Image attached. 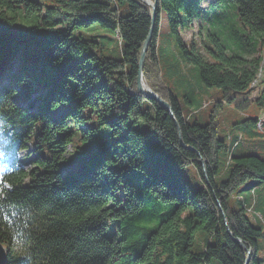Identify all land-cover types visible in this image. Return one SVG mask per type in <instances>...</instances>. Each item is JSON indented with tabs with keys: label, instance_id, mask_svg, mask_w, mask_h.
Instances as JSON below:
<instances>
[{
	"label": "trees",
	"instance_id": "1",
	"mask_svg": "<svg viewBox=\"0 0 264 264\" xmlns=\"http://www.w3.org/2000/svg\"><path fill=\"white\" fill-rule=\"evenodd\" d=\"M203 1L158 0L143 72L169 109L138 86L153 26L146 1L0 0V79L9 80L0 92V124L13 131L12 147L32 157L24 169L7 154L1 167L7 264H114L125 253L133 264H247L249 249L248 264H264V229L249 217L264 221L259 187L238 193L264 181V157L236 152L243 133L229 135V152L219 116L225 103L264 109V0H228L239 5L246 32L232 53L211 34L217 47H207L208 57L183 37L214 3L204 9ZM164 17L183 61L196 66L202 84L222 90L221 99L199 102L213 103L205 124L185 114L163 75ZM97 27L115 33L120 57L105 53ZM193 87L182 86L191 105ZM250 122L264 133L260 117L247 115L243 123ZM223 152L228 173L219 180ZM71 159L77 168L65 171ZM189 164L202 188L194 190L182 173Z\"/></svg>",
	"mask_w": 264,
	"mask_h": 264
},
{
	"label": "rangeland",
	"instance_id": "2",
	"mask_svg": "<svg viewBox=\"0 0 264 264\" xmlns=\"http://www.w3.org/2000/svg\"><path fill=\"white\" fill-rule=\"evenodd\" d=\"M145 1V0H144ZM217 0H204L202 2L204 10L203 14L198 21L193 25V28L188 29L183 32L184 39L188 44L196 43L198 51L204 56L208 57L207 47L216 48V42L214 41L211 34H216L220 37L223 45L227 48L228 53L236 51L237 45H239V35L246 32V28L243 22L240 20L239 16V5L234 2H229L228 0L222 1L220 6L217 7ZM152 2V0H149ZM201 27L203 28V36L199 39V32H201ZM94 34L102 36L104 46L106 47V54L113 55L116 57L121 56V45L117 39L115 33L109 29L103 27H97ZM195 39V41L193 40ZM162 43L166 48V53L162 59V70L165 76L168 86H170L174 91H179L183 102L185 114L192 116V119H197L199 122L205 124L209 121V115L213 107V103L208 105V107H200L199 102L204 100L206 104L214 102L215 100L221 99L222 90L218 87H207L200 82L199 72L196 66L187 64L183 61L180 49L177 47L174 37L170 34L167 26L166 17H164L162 23ZM264 64V62H263ZM175 75H174V74ZM263 79L262 72L259 74L257 83ZM189 81L192 82L193 93L196 97L194 99V104L191 105L187 102L186 97H190V89L188 88ZM146 84L151 87L152 90L155 89L152 85L145 80ZM155 83V82H154ZM186 83V84H183ZM186 85L187 89H182V86ZM156 92V91H155ZM158 93V92H156ZM186 93L188 94L186 96ZM159 94V93H158ZM258 91H255L251 98H255ZM160 95V94H159ZM18 101L20 97L14 96ZM55 116L60 117L62 111L54 112ZM247 115H257L264 121V109L257 106L255 102H250L245 105L242 109H238L235 104H224L223 110L220 112V122H221V134L228 142L229 152L234 149L232 141L229 135L234 134H244L243 144L237 149V153L246 151L248 153L260 154L264 157V133L258 131V129L250 122L248 124L243 123L246 120ZM73 151V146H69L67 155ZM19 160L24 168H30L31 161L28 151H23L19 154ZM77 160L64 161V170H69L76 167ZM182 173L185 175L190 185L194 190L202 188L205 185V181L201 177L198 168L194 164H189L182 169ZM228 173L227 156L226 153L221 155V172L218 175V179H225ZM257 184L259 187L258 194L260 196L259 207L264 213V181L256 182L251 180L247 184L243 185L238 191L239 194H246L249 192V187ZM251 220L261 226L264 229V221H257L253 214L249 213ZM261 243H264V238L261 239ZM134 255L131 253H125L121 259H119L114 264H133Z\"/></svg>",
	"mask_w": 264,
	"mask_h": 264
},
{
	"label": "water",
	"instance_id": "3",
	"mask_svg": "<svg viewBox=\"0 0 264 264\" xmlns=\"http://www.w3.org/2000/svg\"><path fill=\"white\" fill-rule=\"evenodd\" d=\"M145 1L148 4H150L152 6V9H153V15H152L153 26L151 28L150 34L147 37L145 44H144V47H143V51H142V55H141V61H140L141 69H140V73H139L138 86H139V90L141 92H143L144 94H146L149 97L157 99L163 105H165L167 108L171 109V104L168 101H166L165 99H163V97L160 96L158 93H156L154 90H152L151 87H149L145 82L143 69H144V63H145V59H146V53H147L148 47L151 43V40L153 38V33H154V29H155L158 0H154V1L152 0V2H149V0H145ZM235 239L243 247L246 248V244L240 238L236 237ZM250 258H251V249H249V256H248L247 264L249 263ZM0 264H6V251H5V248L2 246V244H0Z\"/></svg>",
	"mask_w": 264,
	"mask_h": 264
}]
</instances>
